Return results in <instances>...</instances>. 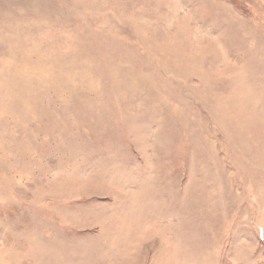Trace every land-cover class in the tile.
Returning <instances> with one entry per match:
<instances>
[{
  "label": "rangeland",
  "instance_id": "obj_1",
  "mask_svg": "<svg viewBox=\"0 0 264 264\" xmlns=\"http://www.w3.org/2000/svg\"><path fill=\"white\" fill-rule=\"evenodd\" d=\"M0 264H264V0H0Z\"/></svg>",
  "mask_w": 264,
  "mask_h": 264
}]
</instances>
